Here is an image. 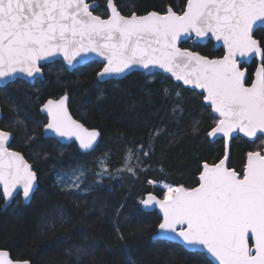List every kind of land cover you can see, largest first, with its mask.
Returning <instances> with one entry per match:
<instances>
[{
  "label": "snow or ice",
  "instance_id": "snow-or-ice-1",
  "mask_svg": "<svg viewBox=\"0 0 264 264\" xmlns=\"http://www.w3.org/2000/svg\"><path fill=\"white\" fill-rule=\"evenodd\" d=\"M105 4L110 10L107 18L94 15L99 7L95 0H0V81L6 86L20 75L40 76L42 62L58 55L71 67L80 62L78 57L95 53L105 61L97 73L98 82L139 67L148 70V75H155L153 69L163 70L183 84L201 89L203 100L219 116L206 137L230 141L233 133H243L253 143L258 139L259 148L246 153L242 173L228 166L225 154L216 163H203L197 187L166 185L162 199L149 194L140 203L145 209L157 205L162 212L154 240L178 242L190 253L206 249L219 264H264V37L254 33L264 26V0H186L179 12L169 5L163 13L153 10L143 15L135 11L122 14L115 0H105ZM193 35L198 41L208 37L221 42L225 54L209 58L178 46L182 37ZM253 56L261 62L254 78H248L240 58ZM163 91L167 95L169 90ZM175 95L180 97L179 92ZM68 100L65 92L43 104L45 134L69 140L75 137L81 149H93L100 132L74 120ZM5 102L18 112L10 98ZM177 110L183 112L180 104L173 108V112ZM13 123L23 125L24 121L17 115ZM198 124L194 123L193 134L200 131ZM160 133L154 130L152 136ZM11 138V132L0 129V185L5 198H11L19 187L27 200L36 172L20 152L10 149ZM33 139L34 135L26 137V141ZM136 151L148 157L152 145L148 144L147 151L144 145ZM133 159L129 149L116 172L135 176L141 161L136 158L133 165ZM99 166V180L91 184L85 185L87 169L82 167L73 169L71 175L59 174L57 183L65 194L82 198L105 174L111 175L105 161ZM54 218L60 223L69 219L62 207L55 210ZM116 231L123 241L124 233L119 228ZM95 247L74 246L67 252L79 264ZM0 264L30 262L14 261L7 250H0ZM128 264L136 262L129 258Z\"/></svg>",
  "mask_w": 264,
  "mask_h": 264
},
{
  "label": "trees",
  "instance_id": "trees-1",
  "mask_svg": "<svg viewBox=\"0 0 264 264\" xmlns=\"http://www.w3.org/2000/svg\"><path fill=\"white\" fill-rule=\"evenodd\" d=\"M95 13L105 17V0H96ZM120 11L128 15L135 11H160L171 5L179 12L186 0H115ZM264 37V27L256 30ZM183 47L194 49L211 58L221 57L222 48L214 41L195 44L184 41ZM257 65H250L249 78ZM102 65L92 61L69 71L61 61L44 66V79L31 84L22 79L0 87L3 109L1 127L12 131L11 147L23 152L37 171L39 186L30 203L24 204L19 194L3 209L5 199L0 190V248L7 249L14 259L32 264H77L75 255L67 250L74 246L95 245L93 254L79 264H214L205 253H190L174 242L153 239L161 216L146 211L140 201L148 192L163 197V189L149 181L166 182L192 188L199 183L202 163H214L225 153L224 141H210L205 133L214 126L217 117L197 90L174 82L162 73L146 75L133 71L122 79L98 82ZM167 88L168 94L164 93ZM69 95L73 115L89 128L100 131V141L90 152H81L77 145L63 146L52 137H44L47 117L40 106L49 98ZM180 93V97L175 95ZM6 98L15 102L18 112L11 110ZM180 104L183 112H173ZM24 121L16 125L17 117ZM196 121L200 131L193 134ZM159 136H152L154 130ZM28 135L35 139L26 141ZM255 143L238 136L233 139L229 166L242 172L246 153ZM151 143L148 157L136 150ZM260 143V142H259ZM132 150L141 163L135 176L116 169L123 166L125 155ZM45 156L47 158H45ZM103 158V159H102ZM105 161L109 174L84 197H74L62 191L57 176L73 168H86L85 184L99 180V162ZM76 201V203H74ZM86 201V203L84 202ZM77 203L79 207H77ZM62 207L69 219L55 220L54 213ZM138 225L140 229L137 230ZM124 233L121 241L116 229ZM87 237V239H85Z\"/></svg>",
  "mask_w": 264,
  "mask_h": 264
},
{
  "label": "water",
  "instance_id": "water-1",
  "mask_svg": "<svg viewBox=\"0 0 264 264\" xmlns=\"http://www.w3.org/2000/svg\"><path fill=\"white\" fill-rule=\"evenodd\" d=\"M95 3H96L97 5H99V2L96 1V0H95ZM117 7H118V6H117ZM118 8H119V7H118ZM119 10H120V9H119ZM174 10H175V9H174ZM109 12H110V10H108V14H109ZM121 13H122V12H121ZM161 13H163V12H161ZM122 14H123V13H122ZM137 14H138V13H137ZM94 15H98V14H96V13L94 12ZM124 15H125V14H124ZM139 15H143V14H139ZM101 17H102V16H101ZM102 18H107V16H106V17H102ZM262 27H264V26H261V27H258V28H256V29H254V33L256 32V30H258L259 28H262ZM189 40H191V41H192L193 43H195V44H198V43H200V44H206L209 40H212V41H214L216 48H217V49L222 48V49L224 50V54H225L226 49L223 47L222 43L216 41L215 39L208 38V37H205L203 40H199V41L195 38L194 35L191 36V37H182L181 40H180V42H179V44H178V46L181 47V48H187V47H183V46H182V43H183L184 41H189ZM187 49L192 50V51H196V50L191 49V48H187ZM196 52H198V51H196ZM199 53H200V52H199ZM200 54H201V53H200ZM224 54H223V55H224ZM201 55H203V54H201ZM205 56H206V55H205ZM209 58H211V57H209ZM216 58H219V57H216ZM77 59H78V61H80V62H79V63H74V66H71V67H70V66L67 65V62L64 60V58H63L62 56L58 55V56L54 57L51 61L42 62V68H43L44 65L49 64V63H53V62H55V61H61V62L64 64V66H65L69 71H73L74 69H76V68H78V67H80V66H84V65H86V64H88V63H90V62H92V61H97V62H99V63L102 65V68H103L104 63H105L104 59H103L102 57H99V56H98L97 54H95V53H88V54H86L85 56L78 57ZM253 59H257V60H258V62H259L258 65H257V67H258L259 64H260V62H261V61H260V58H259L258 56L246 57V58H240V60H241V65H242V66H243L244 64L249 65V64L252 62ZM102 68L99 70V72L102 70ZM243 68H246V69H247V77H248V68H247V67H243ZM133 71H140V72H143V73H145L146 75H148V74H147V73H148V70H144V69H141V68H139V67H136V68H134L133 70H131L129 73H127V74H125V75H123V76L115 77V78H111V79H116V80H118V79H122V78L126 77L128 74H130L131 72H133ZM152 71H153L154 73H162V74L165 75V76H169L174 82L183 84V81H178V80H176L175 77L172 76L171 73H167V72H164L163 70H158V69H153ZM254 73H255V72H254ZM39 78H40V79H44V78H45L44 69H43L42 75H40V76H37V77H34V78H28V77H25V76L20 75V76H18L17 78H15L14 81H16L17 79H22V80H24V81H26V82H29V83H31V84H34V83L36 82V80L39 79ZM253 78H254V75H253ZM106 80H109V79H106ZM106 80H105V81H106ZM9 83H11V82H8L7 84H9ZM7 84H6V85H7ZM183 85H184L185 87H188V88L192 89V90H197L198 92L202 93V90H201V89L194 88V87L191 86V85H185V84H183ZM3 86H5V82L0 81V87H3ZM68 96H69V95H68ZM59 98H60V97H57V98L51 97V98H49V99L56 100V99H59ZM47 100H48V99H47ZM47 100H46L44 103H46ZM69 101H70V98H69V100H68V102H67V107H68V112H69V114L71 115V117H72L74 120L78 121L79 123L83 124L85 128H87V129H89V130H93V129H95V130L99 131V130L96 129V128H89V127L86 126L81 120H79L78 118H76V117L73 115V113L71 112V110H70ZM203 101H204V100H203ZM44 103H43V104H44ZM204 103L208 106V104H207L206 101H204ZM43 104L40 106V111H41V109H42ZM41 112L47 117V114H46L45 112H43V111H41ZM212 113H213V115H215L216 117L219 118V116H218L217 113H214L213 111H212ZM2 118H3V109H2V105L0 104V129H3V128L1 127ZM3 130H5V129H3ZM6 131H8V130H6ZM9 132H11V131H9ZM99 132H100V131H99ZM11 133H12V138H11L10 141H9V147H10L11 150L18 151V150H16V149H14V148L11 147L12 140H13V138H14V134H13V132H11ZM238 134L241 135V136H243V137H245L243 133H233V138H232L230 141H226L223 137H219V136L216 137V138H209L210 141H212V142H214V141H216L217 139H220V138L224 139V148H225V153H224V155H225V154L228 155V162H227L228 166H229L230 155H231V145H232V141H233V139H234L236 136H238ZM43 135H44V137H52V138L56 139L60 144H63V145H68V144H71V143L75 142L76 145H77V147L79 148V150H80L81 152H90V151H92V150L98 145V143H99V141H100V136H99V137L97 138V142H96V144L93 146V149H90V150H83V149H81V148L79 147V141L76 140L75 137H73L71 140L66 139V138H60V137H57L54 133H51V132H48L47 134H45L44 129H43ZM258 135H259V134H258ZM245 138H247V139L253 141L251 138H248V137H245ZM18 152H20V153L23 155L24 159H25L29 164L32 165V170L36 172V181H35V183H34V185H33V191L30 193V197H29L27 200H25V198L23 197V195H22V189L19 188V187H18L17 190L14 192V194H13V196H12L11 198H5V197L3 196L4 199H5V203H4L3 209H6L7 207H9V206L12 204V202L14 201V199H15L19 194L21 195V198H22L24 204H28V203H30L31 200H32V198H33L34 193L36 192V190H37V188H38V186H39L38 174H37V171L34 169V165H33V164H32V163L26 158V156L23 154V152H21V151H18ZM222 158H223V157H222ZM204 163H205V162H204ZM207 163H209V162H207ZM209 164H211V163H209ZM202 165H203V163H202ZM229 167H230V166H229ZM230 168H232V167H230ZM201 171H202V170H201ZM199 175H200V174H199ZM198 180H199V176H198ZM180 186H181V185H180ZM182 186H183V185H182ZM197 186H198V184H197L196 186H194V187H197ZM184 187H185V186H184ZM186 188H187V187H186ZM0 190L2 191V195H3L2 185H0ZM149 194L155 195L158 199H162V198H163V197H160L159 195H157L155 192H148V193H146V194L144 195V198H143V199H146L147 196H148ZM142 207H143V209L146 210V211H157L158 214H159V215L161 216V218H162V212H161V210L159 209V207H158L157 205H152L150 208H147V209H145L143 205H142ZM174 243H178V242H174ZM178 244H179V243H178ZM0 250H7V249L0 248ZM7 251H8V250H7ZM8 252H9V251H8ZM200 252L205 253V254L207 255V257H208V258H209L214 264H219V262H218L214 257L211 256V254L207 253L206 249H202V248H201V251H200ZM9 253H10V252H9ZM10 257H11L14 261H29V260L14 259V258L11 256V253H10ZM29 262H30V264H32L31 261H29Z\"/></svg>",
  "mask_w": 264,
  "mask_h": 264
},
{
  "label": "flooded vegetation",
  "instance_id": "flooded-vegetation-1",
  "mask_svg": "<svg viewBox=\"0 0 264 264\" xmlns=\"http://www.w3.org/2000/svg\"><path fill=\"white\" fill-rule=\"evenodd\" d=\"M95 12V11H94ZM107 15H108V11H107ZM106 17V16H105ZM254 61H256L257 62V65H258V60L257 59H253L252 60V62L249 64V65H247V64H244L242 67H247L248 68V78H249V74H250V65L254 62ZM50 64H52V63H49V64H46V65H50ZM63 64V63H62ZM46 65H44V66H46ZM64 65V64H63ZM257 65H256V67H255V69L257 68ZM44 66H43V68H44ZM255 69H254V71H253V73H252V78H253V75H254V72H255ZM37 81V80H36ZM35 84V83H34ZM210 107V106H209ZM217 119H219L218 117H217ZM12 132V131H11ZM238 136H241V135H239L238 134ZM238 136H236V137H238ZM235 137V138H236ZM241 137H243V136H241ZM243 138H245V137H243ZM245 139H247V138H245ZM217 140H223L224 141V139H222V138H220V139H217ZM248 141H251V140H249V139H247ZM57 141V140H56ZM256 141H258L257 142V145H256V147L253 149V150H257L258 148H259V146H260V141L257 139ZM233 142V141H232ZM251 142H253V141H251ZM75 142H73V143H71V144H74ZM71 144H68V145H63V146H69V145H71ZM76 144V143H75ZM250 151H252V150H250ZM219 161V160H218ZM218 161H216V162H218ZM216 162H214V163H216ZM230 162V161H229ZM243 172V171H242ZM241 172V173H242Z\"/></svg>",
  "mask_w": 264,
  "mask_h": 264
},
{
  "label": "rangeland",
  "instance_id": "rangeland-1",
  "mask_svg": "<svg viewBox=\"0 0 264 264\" xmlns=\"http://www.w3.org/2000/svg\"><path fill=\"white\" fill-rule=\"evenodd\" d=\"M103 159V158H102ZM102 159H101V161H102ZM73 169H75V168H73ZM73 169H71L70 171H68L67 173L69 174V175H71V172H72V170ZM108 170H109V167H108ZM155 182V181H154ZM152 185H153V187H156V186H159V187H161V189H163V194H162V196L164 195V193L166 192V185H170V186H173V187H178V186H176V185H172V184H169V183H166V182H163V181H160V182H155V183H151ZM61 185V184H60ZM86 185V184H85ZM62 186V185H61ZM81 187H84V185H82Z\"/></svg>",
  "mask_w": 264,
  "mask_h": 264
}]
</instances>
